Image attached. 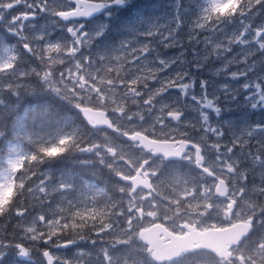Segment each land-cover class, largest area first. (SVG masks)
<instances>
[{
  "label": "rangeland",
  "instance_id": "obj_1",
  "mask_svg": "<svg viewBox=\"0 0 264 264\" xmlns=\"http://www.w3.org/2000/svg\"><path fill=\"white\" fill-rule=\"evenodd\" d=\"M71 1L0 0V22L2 20L4 22L0 36V76H2L3 80H11L8 74H15V78L33 74L41 82L48 83L53 88L58 87L69 96V101L72 104L76 101L77 104L93 105V103H90L92 95L93 102L97 103V100L101 97L99 94L104 92L114 93L117 88L119 89L115 93L117 97L120 94L125 96L130 92L129 89H131L132 93L130 96L132 103H136V98L140 94L137 91L140 88L138 78L140 77V69L143 67L142 59L131 61L132 66L129 67L131 65L127 51L129 42L125 45V51L122 45H114L116 51L105 50V38L102 32L105 30L106 18H101L92 23L79 22L70 25L59 23V25L55 21V14L57 12L55 9L67 8ZM123 1V4L126 5L129 0ZM193 1L189 0L190 3L188 4L181 3L180 10H184V13H182L180 19L175 21L167 20L165 16L168 14L169 9H166V13L161 16L152 28L134 30L138 42L132 45V57L141 54L147 47L151 48V45L147 44V36L151 32H156L162 37L168 36L169 38L174 34L176 36L177 33L175 31L177 32V29L180 30L181 36L196 32L193 44H197V48H200L201 35L197 31L200 26L208 23V26L204 27V29H207L205 31L206 45L207 47H213L214 50L210 53L196 51L194 58L190 62L189 70L191 71L200 66L204 69L213 68V61H216L217 65L215 67L219 69L218 76H221L222 72L227 73L230 67L236 68L230 73L233 79L230 82H236L237 85L230 83L229 88H239L238 92L242 91L246 94L245 97L247 99L251 96V104L254 105L255 110L256 107L258 110L260 107L264 108V88L261 85H264L262 77L264 76V70H258L257 61L252 60L254 56L253 50L259 45L264 44V5L262 4L264 0H197L195 4H192ZM113 10H111V13L115 12ZM198 21L201 22L196 28L193 24ZM221 23L226 25H221ZM235 23L240 25L233 27L231 31V27ZM180 24L185 25V27ZM121 29V27L118 28V30ZM18 38L22 40L21 43L17 42ZM176 40L177 43L182 44L180 38L177 37ZM174 43L176 41L173 39L171 44ZM20 45L25 46V48L30 46L31 48L27 53L25 51L21 52ZM164 50L167 52V48ZM165 52H158L156 58L152 59L158 67L166 65L167 69L163 75L157 78L158 81L154 82L152 89H150L148 96L145 98L150 111L144 116L141 112L126 116V112H122L120 108L112 107L110 112L117 121L118 127L123 124L127 128L130 125L138 127L139 131L148 128L149 130L154 129L153 132L156 133L164 132L166 135L180 133L186 130V125L190 123L189 120L186 118L181 123H174L168 119L169 112H177L179 107L196 108L197 104L193 98L198 93H201V90L210 92L208 88L200 87L196 89L194 87L192 88V94L189 95L191 99L186 101V95L189 93V91H186V85L183 84L184 80L186 83V74L185 76L181 75L180 80L182 82H177L176 74L180 72L176 69H168L173 62V55ZM122 54H124V57H122ZM250 54L252 55L251 58ZM158 56L161 57L158 58ZM29 65H33V68L31 69ZM247 65L254 66L251 74L247 72ZM254 74H256L255 77H253ZM241 76H247L248 81H252V85L248 81L242 82L239 78ZM204 77H206L204 74L197 73L198 79H204ZM209 82L210 80H205L207 87ZM122 88H125L126 91L123 92ZM185 102L187 105H185ZM167 107L169 108L166 109ZM125 118L129 119V124L123 121ZM136 120H138L137 123ZM151 121L155 122L154 128L151 125ZM225 127L228 128L226 125ZM244 130L256 135L258 141L262 140L264 142V117L261 119V123L253 122L248 127H237L235 139L240 144H244V136L247 135L244 133ZM11 131V134L17 135V140L38 138L37 134L27 130L22 123L14 125ZM42 135L45 150L51 158H54L60 150L62 138H49L46 133ZM94 135H96L94 138H89L82 144L83 150L81 153L93 154L94 150L99 149L106 157H116L117 161L123 160V153L124 156H127V161H131L132 157H136L135 151L128 147V150H119L121 154V157H119L116 149H112L108 144L109 140H112L111 136L104 131L98 134L93 132ZM2 137L3 134L0 133V139ZM203 137V133L200 131L198 139L202 141ZM167 139L174 138L169 137ZM88 141H91L90 148L86 146ZM12 142L14 141L0 142L1 148L7 155L5 164L0 167V206L9 191L13 169L20 164L24 153H26L25 150ZM204 145L208 149V154H206L209 164L214 167V170L220 176L226 177L230 181L232 196L240 201V207L236 215L240 218L244 217L247 213V207L251 206V199L255 197L254 194L259 193V189L254 188L249 182L252 179L250 170L254 172V166L250 159L256 157V172L264 176V153H258L257 155L251 153L247 154L246 158L240 159L235 154L219 156L216 153L219 150V145H213L210 142V138L206 139ZM101 152H97L96 156L101 155L104 157ZM223 160L226 162H223ZM189 163L190 158L178 166L166 165L163 162L153 163L151 173L164 169L165 173L168 174V170H175V172H172V176L168 178L174 193L171 200L167 198L161 201V203L142 201V204L137 205V214H141L139 221L141 225L142 223L147 225L150 221H160L163 217L168 220L167 222L170 225L177 228L179 226L178 219L176 218L178 216L177 212L187 219H192L193 216L198 217L202 229L222 227L224 223L228 222L226 214L224 213L223 215L221 211L223 208L222 202L214 196V184L212 181L205 183L204 180H201L197 188L192 190L196 187V184L190 182L189 178L186 179ZM240 170L241 173H238ZM165 180L167 179L161 178L159 182L163 183ZM58 182L59 176L57 174L56 180L51 182V185L47 186L45 191L47 193L50 192L51 202L59 206L60 204H64L60 200V197L51 195V191L56 188ZM39 189L43 191L42 186ZM140 198L141 200H145L144 195ZM132 201L134 202L135 199H132ZM95 205L93 202V209H95ZM142 205L144 207L148 206L147 208H151L152 210L144 212L141 209ZM85 206L88 207L89 204L87 203ZM188 206L190 209H188ZM199 207H206V209L200 212ZM80 208H77L79 214L74 215L77 218H73L72 222L77 221L78 218L82 220L84 219L82 216L88 214V211H82ZM133 208L131 207L130 210ZM193 208H196V216L191 212ZM44 209L45 206L42 207V211H39V209L37 211L30 210L28 208L21 215L23 222L20 226L23 227V235H21L18 241L23 240V242H26L28 249L27 251H21V248H18L20 254L16 257V262L14 259L12 264H40L39 261L43 255L42 244L46 239L44 236L47 230L54 236L58 235L64 226H69L70 222L69 220L66 221L63 212L60 218L56 212L52 215H44ZM95 211L104 222L98 229L95 226L93 227V239L90 240L89 229L87 228V234L81 240L83 242L74 252L71 253L70 251L68 254L58 253L60 264H91L90 261L93 264H117L116 261L123 256H128L131 259L134 258L137 262L133 264H152L150 263L151 261L149 262V257L147 253L145 254L144 248L138 245L135 238H131V243L129 244L126 234L119 232L117 228L115 229L116 226H114L113 231V225L119 221V219L115 220L114 217H122V214H115L109 211V209H98ZM126 211L127 207L122 213L126 214ZM258 226L263 227L254 236V238H257L259 233L258 246L252 250H248L247 248L241 250L239 254H244L246 258L241 260L240 264H248L247 259L251 257V254L252 257L249 264H257L256 262L260 261L264 254V223H259ZM129 228L135 232L133 227ZM66 230H70V228L68 227ZM108 235L112 238H110V244L106 247L105 242ZM15 249H17L16 245L0 244V262L2 259L9 258L10 252H14ZM128 261V259L127 261H122L121 264ZM197 261L198 263L193 262L192 264H199L201 259L199 258ZM10 263L11 261H9Z\"/></svg>",
  "mask_w": 264,
  "mask_h": 264
},
{
  "label": "water",
  "instance_id": "obj_2",
  "mask_svg": "<svg viewBox=\"0 0 264 264\" xmlns=\"http://www.w3.org/2000/svg\"><path fill=\"white\" fill-rule=\"evenodd\" d=\"M77 4V9L67 13H59V17L65 21L69 22L73 19H91L97 15H100L104 10L105 6L102 3L87 2L84 0H75ZM83 6V9L80 7ZM85 119L90 125L105 126L110 129L113 128L111 121L107 118V113L104 111H96L92 109L82 110ZM129 139L135 142H139L140 146L148 152H152L155 156L162 155L166 159H179L186 151L188 144L185 142H172V141H158L153 140L146 135L136 133L133 136H129ZM176 145H180L176 147ZM134 183L135 188L139 186L151 189L150 182H144L142 184H137L134 179L129 180ZM228 190L224 183H221L217 189V194L225 196ZM233 205L231 206V208ZM250 227L247 225L237 224L230 228H225L222 230H212L207 231L203 234L192 233L190 237L178 240L175 238L172 243V248L161 247L157 236L160 235L163 230L159 226H153L147 230H143L140 233V238L144 242L150 245V250H154V260L158 262H164L168 258L173 257L175 254V249L181 252L180 249L184 247H190L192 243L200 241L199 247L202 249H208L216 253L219 257H228L227 251L229 246L227 244H237L242 240L250 231ZM227 243V244H226ZM226 244V245H225ZM66 244L64 246H67ZM48 264H54L53 259L48 258Z\"/></svg>",
  "mask_w": 264,
  "mask_h": 264
},
{
  "label": "trees",
  "instance_id": "obj_3",
  "mask_svg": "<svg viewBox=\"0 0 264 264\" xmlns=\"http://www.w3.org/2000/svg\"><path fill=\"white\" fill-rule=\"evenodd\" d=\"M149 9H147V6H143L140 5L138 1H136L134 3V5L132 7H130L129 9L125 10L123 17L121 18L122 21H128V22H132L134 20H137L141 17V12H148ZM260 56L262 57L261 59L264 60V54L262 55L261 52H259ZM34 88V87H33ZM40 94H47L46 91H43L41 89V87H35L33 89V98H40L39 95ZM24 96H28L26 93L23 94ZM55 97L50 96L48 98H46V100H51V101H55ZM53 103V102H52ZM12 108V107H11ZM7 109V108H5ZM6 114H9V112H5ZM68 115V114H67ZM60 118V117H59ZM63 119H64V115H63ZM45 165H46V161H45ZM34 166L35 165H31L29 167V170L27 169H23L21 170L19 174H24L25 172L28 174H24L23 177H25L27 180L32 181L35 179V176L38 175V173H41L42 169H43V163L42 165L40 164V166L34 170ZM25 170V171H24ZM70 170V174H72L74 176V174L72 173L73 171L71 169ZM72 171V172H71ZM81 180H86L85 177H82ZM29 183H25L20 190H16L12 196V199L9 201V203L5 206V208L3 209L4 213L6 211L5 214L7 215H2L0 217L2 218V222L0 224V240L2 241V243L9 245V246H17V249H15V252L19 255L20 252H18V248L22 246H25L26 242L22 241H18L20 238V234H21V229L20 226L18 227L17 225H20L19 223V217L18 214H16L17 211H20L21 209H28V193H27V188L29 187ZM40 203V202H39ZM30 208V207H29ZM9 213V214H8ZM15 215V216H13ZM17 215V216H16ZM16 222V223H15ZM88 226V227H87ZM90 225H89V220H86V222L84 224H81L80 226H78L76 229L74 230H69L67 231V234H74V232L77 233V235H80L82 233H85L87 231V228L89 229ZM3 244V245H4ZM0 264H8L6 262V260L2 259Z\"/></svg>",
  "mask_w": 264,
  "mask_h": 264
},
{
  "label": "flooded vegetation",
  "instance_id": "obj_4",
  "mask_svg": "<svg viewBox=\"0 0 264 264\" xmlns=\"http://www.w3.org/2000/svg\"><path fill=\"white\" fill-rule=\"evenodd\" d=\"M117 167L120 168L121 172L123 170H126V172L129 173V171H127L128 169L125 166H117ZM144 174L148 175L147 170L144 171ZM129 175H131V173H129ZM131 188H132L131 185H129L128 183H124L116 178L115 179L111 178V182H109V190L107 194H105V198L106 200H112L113 194L118 193V200L126 201L128 199L129 193L132 192ZM131 197H135V195L132 193ZM190 222L195 223L193 220ZM181 230L182 229H177L174 231H176L177 233H182Z\"/></svg>",
  "mask_w": 264,
  "mask_h": 264
},
{
  "label": "bare ground",
  "instance_id": "obj_5",
  "mask_svg": "<svg viewBox=\"0 0 264 264\" xmlns=\"http://www.w3.org/2000/svg\"><path fill=\"white\" fill-rule=\"evenodd\" d=\"M31 68H33V67H31ZM34 87V85H30L29 87H28V89H29V91L31 92V93H33V89L35 88H33ZM3 101H5V96H3ZM41 120L42 121H47V120H45V118L42 116V118H41ZM60 126H58V128H59ZM50 130H54V128H50Z\"/></svg>",
  "mask_w": 264,
  "mask_h": 264
}]
</instances>
